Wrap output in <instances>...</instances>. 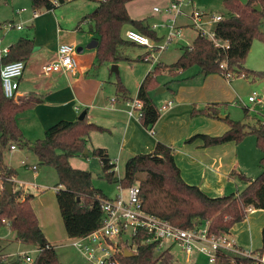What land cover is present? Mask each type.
<instances>
[{
  "label": "trees",
  "instance_id": "trees-1",
  "mask_svg": "<svg viewBox=\"0 0 264 264\" xmlns=\"http://www.w3.org/2000/svg\"><path fill=\"white\" fill-rule=\"evenodd\" d=\"M34 8L57 7L52 0H30ZM97 10L87 14L80 21L93 22V32L97 36L96 63H117L131 60L124 56L121 49L132 42L123 35V27L132 25L136 30L158 40L155 31L146 23V19H135L129 14L126 4L132 0H96ZM66 0H60L63 4ZM228 14L217 21L214 27L215 38L226 46H218L215 42L198 32L192 45L183 46L181 55L171 64L156 62L152 70L141 83L136 98L142 102L139 119L146 128H153L160 117L152 92L160 86L158 76L162 72L176 75L182 70L193 66L199 67V73L207 76L221 74L246 77L253 72L264 76V71L255 72L245 69L244 62L255 39L264 41V0H223ZM260 5V9H257ZM81 28V27H80ZM34 49V40L27 37L19 38L11 44L6 54L0 56L1 67L15 60H28ZM137 60H145V57ZM117 91L126 101L128 90L121 78L117 80ZM34 99L17 102L7 97L3 90L0 74V226L8 224L16 232V239L36 245L38 253L34 264H67L62 262L41 226L32 206V194L24 195L23 190L15 187L13 178L16 170L4 162V149L17 145L28 148L35 153L40 164L50 165L58 174L57 200L60 212L70 237H81L95 231L102 219V200L108 198L101 188L93 183V173L89 170L74 167L70 158L81 154L87 148L88 136L93 131L104 128L84 119L60 120L50 126L42 138L29 140L18 125L17 115L31 108ZM222 103H209L201 108L194 107L191 116L205 115L219 118V106ZM246 121L235 120L228 114L223 118L229 125L221 135L205 133L195 134L185 140L186 143L200 138L204 146H213L228 141H242L248 135L256 137L258 148L262 151L260 164L262 172L251 178L243 173L231 172L247 185L239 192L212 197L197 185L189 184L181 175L176 163L174 147L158 141L155 149L149 153H139L128 158L125 173L119 177L116 163L109 157L103 147H95L91 155L102 163L104 177L109 182L117 183L123 188L138 184L143 209L162 219L168 220L180 228H193L208 222L209 233L220 236L229 234L231 229L246 219L248 208L264 210V120L257 119L250 123V112L244 108ZM253 119V118H252ZM11 183L10 193L6 185ZM264 241V227H263ZM150 235L139 231L133 237V255H126L123 249L116 250L115 256L123 264H174L175 257L171 248L158 249L159 241L146 242ZM264 250V245L259 249ZM256 252V251H255ZM21 258L14 261L0 256V264H19ZM215 264H259L255 258L245 257L227 251H219Z\"/></svg>",
  "mask_w": 264,
  "mask_h": 264
},
{
  "label": "crops",
  "instance_id": "crops-1",
  "mask_svg": "<svg viewBox=\"0 0 264 264\" xmlns=\"http://www.w3.org/2000/svg\"><path fill=\"white\" fill-rule=\"evenodd\" d=\"M68 1L70 3L59 4L54 9L36 8L39 10V15L36 17L33 16L34 7L32 4L31 9L23 7L26 10L22 12L13 9V12L19 15L28 12L29 17L14 22L15 26L7 29L3 25L11 20L8 13L5 14L8 3L7 0H0V54L9 50L10 45L21 37L34 40V49L28 60L25 61V70L20 78L15 97L17 102L31 99L36 101L31 108L17 115L18 125L25 137L32 141L42 138L50 126L60 120L78 119L79 115L86 110L88 120L102 126L104 130L90 133L87 141V149L90 154L81 153L71 157L70 162L74 167L90 171V168H86L89 166L86 165L91 162V158H97L102 167L98 157H91V151L95 147L105 148L112 161L117 163L119 159L127 161L135 154L152 152L156 143L160 141L174 147L176 163L180 168L182 177L189 184L197 185L212 197L241 191L247 184L238 181L237 177L231 175V172L235 171L237 174L243 173L248 177H255L252 171L255 170V161L260 162L262 151L258 148L254 135L250 134L240 142L228 141L213 146H204L203 140L200 138L190 143L185 142L186 139L198 133L221 135L228 130V124L217 121L223 120L221 117H219L220 119H213L205 115L192 117L191 112L194 107L201 108L209 103L226 101L235 103L236 88L231 78L225 77L224 79L219 74L204 76L199 73V70L186 72L188 76L184 78V82H179L176 88L170 90L169 94L166 93L161 96V92H159L160 96L158 94L153 95L160 109V117L153 128H146L139 116L130 114L131 107L127 104L129 100L126 101L124 96L117 91V80L120 77L127 88V97L136 98L142 81L156 62H164L161 61L160 56L156 60H137L141 56L145 57L148 52L145 46L132 42L121 49L122 54L131 60L95 65L96 48H87L93 40H97L92 29L93 22L86 20L80 24L82 18L90 13L87 10L91 6L90 1L67 0L66 2ZM133 1L126 4L131 17L146 19V23L155 31L156 35V29L159 26L158 21H164L161 26H165L168 31L167 25L174 14L164 10L165 14L160 13L157 16L155 12L162 11L156 10V7L153 6L154 13L148 18L138 17L133 15L129 9V4ZM173 1L176 0L171 2ZM196 5L199 3L192 2L190 5L192 9L190 6V10L184 8V13L179 16H183L187 22L178 24L179 26L194 28L191 13L196 10V8L194 9L197 7ZM91 7L95 8L94 11H96L98 4H93ZM206 13L208 14L207 26L210 28L215 25V15L225 16L223 13L210 11H206ZM179 16L176 17V22ZM158 18L159 20H156ZM17 24L23 26L17 28ZM26 26L30 29L31 34L19 32ZM128 29L135 28L126 24L123 27L124 36ZM197 34L198 31H196L194 39ZM181 39H183V35L178 40L181 41ZM154 40L158 42V40ZM187 43L189 44L182 46H190L193 41ZM62 44L72 45L76 49L77 67L67 74L63 72L44 74L42 65L57 57L59 46ZM79 47H83L84 50L78 52ZM113 64L118 66V72L112 69ZM162 82L165 83L164 80ZM163 83H161L164 87L162 92L167 89ZM170 101L172 104L163 108ZM11 146L12 144L8 148L10 155L5 156L4 162L16 170V175L13 178L16 183L15 187L22 189L24 195H33L32 206L47 240L55 246L59 259L70 264L69 260L65 258V250L63 252L60 248L65 243L72 244L74 237L68 235L58 205L57 190L61 187L57 185L58 174L57 183H55L53 190L47 191L49 186L45 183H47L49 171L41 169L39 172L38 166L35 164L36 162L40 163L37 155L30 149H23L17 145H14V148ZM81 156L88 159L83 161ZM31 175L32 181L24 180ZM40 187L42 190H39ZM117 187L119 192L118 184ZM102 188L104 189V187ZM114 196L108 197L113 198ZM257 210L259 209L250 207L246 219L234 225L228 235L240 248H248L260 253L259 249L264 245L263 226L257 230L259 233L256 235L251 226H247L249 215L255 214ZM6 225L9 227L8 231L6 233L0 232V256L12 261L17 257L23 259L25 255H31L34 258L38 253V247L17 240L16 232L8 224ZM173 244L176 243L172 242ZM166 248H171V246ZM130 250L133 251V249ZM260 254H264V250Z\"/></svg>",
  "mask_w": 264,
  "mask_h": 264
},
{
  "label": "built area",
  "instance_id": "built-area-1",
  "mask_svg": "<svg viewBox=\"0 0 264 264\" xmlns=\"http://www.w3.org/2000/svg\"><path fill=\"white\" fill-rule=\"evenodd\" d=\"M55 5L60 4V0H52ZM67 1V0H66ZM186 0H176L166 7V12L174 14L169 21L168 31L165 42L159 44L150 36L136 30L128 29L125 37L139 45L145 46L147 54L146 60H156L159 53L168 47L169 43L174 39H179L183 35V27L176 23V17L184 13V4ZM158 10V8H155ZM26 8L18 9V12L25 11ZM39 15V10L34 8L33 16ZM206 12L193 10L191 13L193 27L202 35L212 39L218 46H226L215 38L214 27L207 26ZM223 15H215V24L222 19ZM10 29L15 25L6 22L3 25ZM22 24H17V28H21ZM5 53L8 50L4 51ZM3 53V54H5ZM2 53L0 54V56ZM76 49L72 45L62 44L59 46L57 57L42 65V72L50 74L52 72L70 73L77 67ZM26 62L24 60H15L8 62L1 67V79L4 93L7 97L15 98L19 88V81L25 70ZM244 76V74L242 75ZM231 78L229 72L226 76ZM249 102L264 107V96L254 91L249 96ZM130 114L140 116V108L142 102L137 98L129 100L128 103ZM172 104L170 101L163 108ZM250 111L255 110L254 106L246 105ZM12 148L15 146L12 145ZM102 219L99 227L88 235L74 237L72 244L80 250L82 255L92 264H123L116 256L115 251L125 249V247L133 249V237L139 232H147L150 237L146 242L159 241L158 249L169 247L173 243L187 254L202 253L208 256L210 263H215L219 251L232 252L234 254L252 257L259 264H264V254L255 252L248 248H240L228 234L220 236L211 235L209 233L208 222L202 226L193 228H180L168 220L162 219L156 215L146 212L142 207V199L140 196V187L134 184L130 187L123 188L119 186V192L113 198L102 200ZM126 237V240L124 239ZM120 240L124 243L120 245ZM169 243V245H166ZM125 245V247H124ZM19 264H34V258L31 255H25Z\"/></svg>",
  "mask_w": 264,
  "mask_h": 264
},
{
  "label": "rangeland",
  "instance_id": "rangeland-1",
  "mask_svg": "<svg viewBox=\"0 0 264 264\" xmlns=\"http://www.w3.org/2000/svg\"><path fill=\"white\" fill-rule=\"evenodd\" d=\"M5 1V0H4ZM71 1V0H70ZM90 5L92 6L93 4L96 5L98 2L96 0H89ZM172 0H134L131 4H129V9L130 12L138 17H143V18H148L151 14H153V6L157 7L160 9L162 12H155V15L165 14L164 10L166 9L167 5L171 2ZM199 3V5H196L197 7H194V9H198L200 11L203 10L205 11H210L214 13H223L224 15L228 14V10L224 7L223 0H186L184 4L185 10H190V5L195 2ZM8 6L6 8L5 14L8 13V17L11 18L9 22H17L19 20H22L24 18L29 17V13L25 12L21 15L17 14L16 12H13L16 9L27 7L31 9V2L30 0H7ZM70 3L65 2L63 3L64 5ZM89 3V2H88ZM89 6L87 10L92 13L94 12L95 8ZM190 6V7H189ZM192 9V7H191ZM89 13V14H90ZM150 19V18H149ZM156 20H159L156 19ZM164 21H158L157 24H159L157 30V35L159 36L158 42L159 44H163L165 42V37L167 33V29L165 26H161ZM187 22V20L183 16H179L177 19V24H183ZM160 27V28H159ZM184 33H183V39L178 40L174 39L172 42L169 43L168 47H166L165 50H162L159 53L161 61H163L166 64H171L174 62L177 57L181 54L182 52V45L189 44L187 42H192L194 39V36L196 35V31L194 28H191L190 26H185L183 27ZM17 30V29H16ZM264 30V27H263ZM19 31V30H18ZM22 34H31L30 29L23 28L21 31ZM125 32V31H124ZM183 40V41H182ZM87 45V44H86ZM89 50V49H88ZM87 51V50H86ZM82 54V53H81ZM244 67L245 69L248 70H253L255 72L259 71H264V41L261 39H255L252 43V46L250 48V51L247 55L246 61L244 62ZM189 69V70H188ZM188 69L182 70L176 75L170 74V72H164L163 75L159 78L158 80L160 83V86L157 87L153 92L152 95L156 94L158 89L160 87H163L161 83L164 80L166 87V91H161L160 95L162 96L163 94H169L170 90H173L174 88L177 87L178 83L183 81L188 74L186 72H194L196 70H199L198 66H193ZM187 70V71H186ZM185 71V72H184ZM182 74L180 75V73ZM185 73V74H183ZM121 76V75H120ZM222 78L225 79L224 75L219 74ZM169 77H171L169 79ZM169 79V80H168ZM231 80L233 82L235 89V103H231L230 101L226 102H221L222 104L219 106V115H229L231 118L235 120H242L246 121L245 118V104L248 106H251L255 108V111H250V123L256 122L257 119L264 120V107L257 105L254 102H249V96L254 92L257 91L259 94L264 96V76H259L256 73L250 72L248 75L245 76H238L237 73L233 74L231 77ZM161 81V82H160ZM184 82V81H183ZM190 83V82H188ZM187 83V84H188ZM159 95V94H158ZM159 95V96H160ZM232 101V100H231ZM253 118V119H252ZM215 119V118H213ZM220 119V118H217ZM221 121L223 124H227L226 120H217ZM9 146H7L4 149V160L5 156H9ZM23 149H27L24 147ZM83 158V161L87 160L88 158L85 156H81ZM91 157H94L91 155ZM257 162V164H256ZM38 166L39 172L41 169H47L49 173L47 174L48 180L46 181L49 186L47 191L53 190L55 183H57V173L54 169V167L50 165H45V164H40L39 162L35 163ZM117 164V169L116 173L118 176L124 175L125 173V164L126 160L125 159H119V161L116 163ZM90 171L93 173V183L97 188L104 187L102 190L105 192V194L109 197L114 196L118 192V187L117 183H112L109 182L107 179L104 177V171L103 168L100 166L99 161L97 158H91V162H88ZM263 170L262 165L260 162L255 161V170H253V174H255L254 178H256ZM21 172V171H19ZM97 174V175H96ZM21 177V175H19ZM238 181H241L239 178H237ZM24 180H33L32 175L31 177L24 179ZM41 181V180H40ZM16 185V183H15ZM22 188V187H21ZM33 189V187H30ZM22 190V189H21ZM35 190V188H34ZM39 190H42V187H40ZM36 189V191H39ZM250 208V207H249ZM248 208V211H249ZM251 226L252 230L254 231L255 235L259 233L257 230L261 229V226L264 227V210H257L255 214L249 215V222L247 221V226ZM8 226L6 224L0 226V232L6 233L8 231ZM126 240V237L124 238ZM120 245L123 244L124 242L122 240L119 241ZM166 245H169V243H166ZM125 247V245H124ZM60 248L65 250V258L66 260H69L68 262L70 264H92L86 258L82 255V253L76 249L75 247L72 246L70 243H65ZM127 248V247H125ZM133 250L136 248L134 245ZM164 248V247H163ZM165 249V248H164ZM171 252L174 254L175 257V263L174 264H210L209 258L207 255L202 254V253H192V254H187L185 251H183L177 244L171 245ZM36 254V253H35ZM34 254V255H35Z\"/></svg>",
  "mask_w": 264,
  "mask_h": 264
},
{
  "label": "water",
  "instance_id": "water-1",
  "mask_svg": "<svg viewBox=\"0 0 264 264\" xmlns=\"http://www.w3.org/2000/svg\"><path fill=\"white\" fill-rule=\"evenodd\" d=\"M241 1H242L243 3H246V2H247V0H241ZM257 9H260V5H257ZM97 46H98V40H93V41L87 46V48H96ZM83 50H84L83 47H79V48H78V52H82ZM112 69H113L114 71L118 72V66H117L116 64H113V65H112ZM162 90H164V87H160V88L158 89V91L156 92V94H158V93L161 92ZM85 116H86V110L83 111V112L79 115L78 119L82 120V119L85 118ZM219 117L224 118L225 115H220ZM83 153L88 155V154H90V151L86 148V149L84 150ZM93 176H94V175H93ZM6 188H7V190L11 193L12 190H13V185H12L11 183H8V184L6 185ZM124 251H125V254H126V255H133V254H134V252H133L132 250H130L129 248H125Z\"/></svg>",
  "mask_w": 264,
  "mask_h": 264
}]
</instances>
